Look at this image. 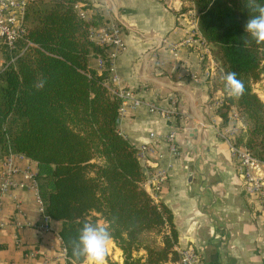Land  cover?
<instances>
[{"label":"trees","instance_id":"obj_1","mask_svg":"<svg viewBox=\"0 0 264 264\" xmlns=\"http://www.w3.org/2000/svg\"><path fill=\"white\" fill-rule=\"evenodd\" d=\"M190 1L219 63L216 75L207 78L224 93L218 111L227 122L230 111L238 110L245 126L236 145L264 160V101L253 88L264 78V44L244 31L254 14L248 0ZM84 2L93 10L88 18L78 7ZM104 22L87 0L27 2L25 37L14 48L0 45L5 56L0 69V159L15 153L37 162L44 214L62 222L67 264L84 262L72 255L70 241L85 222L109 227L123 264H176L181 254L173 212L145 186L138 147L119 130L123 97L110 82L107 46L91 37V30ZM92 58L100 66H93ZM206 62L205 57V72ZM228 72L244 82L243 96L234 98L225 91ZM39 81H44L43 88L36 87Z\"/></svg>","mask_w":264,"mask_h":264},{"label":"crops","instance_id":"obj_2","mask_svg":"<svg viewBox=\"0 0 264 264\" xmlns=\"http://www.w3.org/2000/svg\"><path fill=\"white\" fill-rule=\"evenodd\" d=\"M87 1L101 12L105 23L114 20L123 28L124 46L115 58L111 83L142 102L136 107L128 103L119 130L138 148L150 145V170L166 171L159 188L148 183L146 188L173 212L176 249L193 247L204 264H264V205L244 187L226 136L231 123L226 124L218 111L224 93L207 80L208 75H216L219 63L211 44L185 42L193 27L196 38L201 35L198 18L194 23L183 15L194 10L192 2ZM82 5L90 17L93 10L85 2ZM92 65L100 66V60L93 59ZM236 125L243 127L241 121ZM173 129L178 153L166 138ZM14 159L23 170L37 173L36 161L20 155ZM16 180L25 185L7 192L0 209V264H67L62 222L45 218L30 179L18 174ZM109 256L123 264L114 240Z\"/></svg>","mask_w":264,"mask_h":264},{"label":"built area","instance_id":"obj_3","mask_svg":"<svg viewBox=\"0 0 264 264\" xmlns=\"http://www.w3.org/2000/svg\"><path fill=\"white\" fill-rule=\"evenodd\" d=\"M29 0H0V45H6L9 48H14L16 42L23 39L26 35V25H25V15L26 6ZM81 9V14L87 17L86 11L82 3L78 4ZM184 17H187L190 21L195 23L197 21V12L194 10H189L183 13ZM88 18V17H87ZM123 28L114 20L108 23L104 22L101 27H95L91 30V37L97 43L105 44L107 46V52L111 60V71L113 70V65L117 53L124 46L123 40L121 38ZM196 27H193L185 39L187 43H194L198 41L201 44H206L207 41L201 35L195 36ZM101 63V61H100ZM111 82V78H110ZM114 92L118 93L123 97V102L120 108V117L125 113L126 107L130 102L133 107L141 104V99L133 96L131 91H119L114 88ZM164 115L171 119L169 111H162ZM237 116V109L234 107L230 113L229 118L233 120ZM232 123L231 120H229ZM237 124V123H236ZM235 123L230 124V129L228 130L229 145L232 154L237 158L239 166L242 171V177L245 189L253 194L259 201L264 205V160L259 159L254 156L246 147L238 146L235 143V132L238 127ZM153 136V134H151ZM167 141L169 142L170 148L178 153L177 145V132L173 129L170 133L166 135ZM151 150L150 145L143 144L138 148V157L145 168L146 171V181L145 186L148 183L153 189L159 188L164 180L166 179V171L163 168H158L156 170L149 169L148 155ZM14 155H19L15 153H10L0 159V209L2 206L3 196L9 192L13 187L24 186V183H19L16 180L18 174L24 175L32 182V186L38 190V182L36 179V174H33L28 169H22L14 159ZM23 156V155H20ZM39 193V191H38ZM153 195V194H152ZM40 208L44 213V204L39 195ZM264 212V209L262 210ZM46 219L50 217L45 215ZM48 224H45V230H49ZM64 244V243H63ZM62 252L67 256V250L65 246L62 248ZM181 256L180 260L176 264H204L201 254L193 247H187L186 249L179 251Z\"/></svg>","mask_w":264,"mask_h":264},{"label":"clouds","instance_id":"obj_4","mask_svg":"<svg viewBox=\"0 0 264 264\" xmlns=\"http://www.w3.org/2000/svg\"><path fill=\"white\" fill-rule=\"evenodd\" d=\"M249 15L244 24V31L257 44H264V4L256 0H248ZM247 44V39L243 40ZM224 88L227 94L239 98L245 93V84L238 79L237 73L228 72L224 77ZM44 81L36 84L38 89L43 88ZM112 233L105 224L85 222L76 238L70 241L72 255L83 258L84 264H106V257L112 243Z\"/></svg>","mask_w":264,"mask_h":264},{"label":"rangeland","instance_id":"obj_5","mask_svg":"<svg viewBox=\"0 0 264 264\" xmlns=\"http://www.w3.org/2000/svg\"><path fill=\"white\" fill-rule=\"evenodd\" d=\"M93 59H94V63L96 62V58H92L91 64H92ZM4 63H5V56H4V53L2 52V50H0V69H2V67L4 66ZM253 88H254L255 92L259 95V97L264 101V78H261L260 80L256 81L253 85ZM229 120H231L232 123H235V124L237 122L241 121L243 123V127L245 126L244 120L242 119L238 110H237L236 118H233V120L231 118H229L228 121L225 123L228 124ZM243 127L241 126V127L236 128L235 137H236V135H238V133L240 132V130ZM225 131H226V133H228L227 129H225ZM116 259L114 257L110 258V256H109L108 258H106L107 264H113V262H118V260H116ZM118 259H119V257H118Z\"/></svg>","mask_w":264,"mask_h":264}]
</instances>
